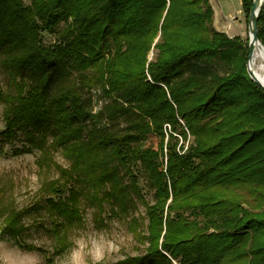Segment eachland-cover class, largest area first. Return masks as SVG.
Returning <instances> with one entry per match:
<instances>
[{
    "label": "trees",
    "instance_id": "1",
    "mask_svg": "<svg viewBox=\"0 0 264 264\" xmlns=\"http://www.w3.org/2000/svg\"><path fill=\"white\" fill-rule=\"evenodd\" d=\"M241 1L249 20L253 0ZM213 23L210 0H0V137L23 134L21 153L58 175L44 205L0 209L2 237L35 250L24 222L43 211L63 255L84 204L101 219L108 206L147 245L118 264H264V90L248 44ZM133 195L146 226L130 219Z\"/></svg>",
    "mask_w": 264,
    "mask_h": 264
},
{
    "label": "rangeland",
    "instance_id": "2",
    "mask_svg": "<svg viewBox=\"0 0 264 264\" xmlns=\"http://www.w3.org/2000/svg\"><path fill=\"white\" fill-rule=\"evenodd\" d=\"M213 3L215 8L222 7L226 9L225 14L232 15L230 19L235 25L233 31L238 34L236 37H240L244 44L249 46V20L243 12L241 0H213ZM41 37L46 45L56 41L55 36L46 33H42ZM6 82V74L0 66L1 89L7 88ZM93 95H97L95 99L100 96L99 93ZM103 101L105 99L98 102V105L95 102V111L102 107ZM3 113L4 105L0 103V135L6 129ZM51 139L50 137L49 143ZM24 140V135L20 133L12 141L0 137V209L13 206L17 210H31L37 203L44 205L48 196L46 193L44 195L41 188L46 182L58 177L54 171L45 172L39 168L37 163L41 156L39 151L21 153ZM53 157L61 166L69 167L71 164L60 149L54 151ZM126 182L129 183L128 179ZM139 188L146 200L152 202V193L148 190L142 176L139 178ZM65 196H68V193H65ZM133 196L136 207L131 209L130 219L145 218L146 226L148 222L146 209L139 203L136 196ZM105 208L106 215L101 219L97 216L96 208L84 204L85 224L71 233L70 239L73 246L63 255L55 254L54 240L48 232L51 221L43 211L34 210L25 219L24 225L29 230L21 243L32 246L35 250L21 249L14 240L2 237L0 231V264H118L128 258L144 255L147 245L140 244L134 237L126 219L109 218V207Z\"/></svg>",
    "mask_w": 264,
    "mask_h": 264
},
{
    "label": "water",
    "instance_id": "3",
    "mask_svg": "<svg viewBox=\"0 0 264 264\" xmlns=\"http://www.w3.org/2000/svg\"><path fill=\"white\" fill-rule=\"evenodd\" d=\"M260 1L261 0H253L252 11L249 18V58L247 62V73L250 79L264 90V84L257 80L256 74L249 67L254 45L256 43L260 44L261 48L264 50L263 45L258 39V18L264 7V3H261Z\"/></svg>",
    "mask_w": 264,
    "mask_h": 264
},
{
    "label": "crops",
    "instance_id": "4",
    "mask_svg": "<svg viewBox=\"0 0 264 264\" xmlns=\"http://www.w3.org/2000/svg\"><path fill=\"white\" fill-rule=\"evenodd\" d=\"M217 1H221V0H217ZM210 2L214 10V23H213L214 28L221 33L227 34L231 38L238 36V34H236L233 31L235 25H233V23L231 22L232 19H230L232 15L225 14L226 9L224 10L222 7H218V9L215 8L213 0H210Z\"/></svg>",
    "mask_w": 264,
    "mask_h": 264
},
{
    "label": "bare ground",
    "instance_id": "5",
    "mask_svg": "<svg viewBox=\"0 0 264 264\" xmlns=\"http://www.w3.org/2000/svg\"><path fill=\"white\" fill-rule=\"evenodd\" d=\"M264 3V0L260 1ZM249 67L256 74L257 80L264 84V50L260 44H255Z\"/></svg>",
    "mask_w": 264,
    "mask_h": 264
}]
</instances>
